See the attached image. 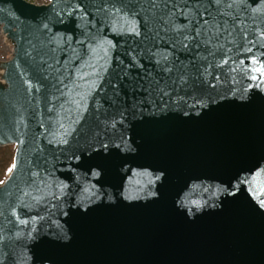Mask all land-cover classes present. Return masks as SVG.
I'll list each match as a JSON object with an SVG mask.
<instances>
[{
	"label": "water",
	"instance_id": "obj_1",
	"mask_svg": "<svg viewBox=\"0 0 264 264\" xmlns=\"http://www.w3.org/2000/svg\"><path fill=\"white\" fill-rule=\"evenodd\" d=\"M61 7L59 0L51 7L49 1L35 4L26 0H0L3 9L0 40L9 49L8 57L0 60V148L13 147L12 164L19 165L16 179L6 186L0 184V203L5 207L15 203L17 185L23 187L28 168L34 166L29 162L44 165L45 159L50 162L49 167L51 162L56 164V175L64 182L76 186L75 178L79 175L82 185L96 184L98 189L110 193L113 200L98 201L86 215L58 213L55 218L71 237L65 246L42 243L34 250L38 241H29L26 247L13 249L9 245L5 251L14 250L27 256V264H39L41 255L51 257L52 264H264V214L246 202L233 201L231 197L224 200L223 196L219 198L221 207L193 208L191 216L187 208L178 204L193 184L202 187L190 194V201H207L210 193L203 188H215L237 165L264 156V91L253 88L244 93L242 100L239 94L232 96L227 92L229 83L220 88L211 109L200 116H184L172 110L129 117L124 129L126 138L129 142L136 141L133 147H139L136 153L128 155L134 156L137 163L151 167L140 168L130 163L127 173L116 169L118 175L109 173L103 177L101 186L92 179L86 166L76 167L73 161L76 172L69 170L67 155L83 147L97 127V115L112 116L125 104L130 105L132 90L127 83L123 84L118 103L112 105L109 100L112 89L106 77L103 84L106 91L93 94L95 100L105 105L104 109L96 113L93 98L88 97L89 107L82 125H73L79 131L65 146L67 152L63 155L56 152L59 159L53 161L54 150L46 137L57 130L60 122L67 126L76 118L75 100L79 99L72 93L54 106L53 94L59 95L53 88L55 73H51V79H44L48 73L44 72L47 65L42 61L47 59L48 36L41 31L42 24L49 23L53 32L72 29L71 24L56 23V12ZM109 38L119 42L111 55L127 62L124 38ZM26 52L32 55L27 56ZM179 55L184 59V53ZM143 63L147 69L154 67L146 60ZM112 68L117 73L112 76L115 81L119 74L115 62ZM136 71L139 70H134L133 75ZM90 83L82 82L80 91H87ZM49 108L54 110L49 112ZM115 163L114 160L113 168ZM160 167L167 170V183L162 188L157 183L162 195L156 202L123 199L121 193L125 188L136 192L146 186L148 177L133 175V171L152 172ZM260 179L264 180V174ZM8 180L9 175L4 181ZM65 211L69 209L65 207ZM74 212L75 209L70 210Z\"/></svg>",
	"mask_w": 264,
	"mask_h": 264
},
{
	"label": "snow or ice",
	"instance_id": "obj_2",
	"mask_svg": "<svg viewBox=\"0 0 264 264\" xmlns=\"http://www.w3.org/2000/svg\"><path fill=\"white\" fill-rule=\"evenodd\" d=\"M54 3L56 0H49V7ZM59 3L63 7L56 12V23L71 24L72 29L53 32L49 23L42 24L41 31L48 36L47 59L42 61L47 65L44 72L48 73L44 79H51V73H55L53 88L59 95L53 94L54 106L56 101L72 93L79 99L75 100L76 118L67 126L60 122L57 130L46 137L54 150L53 161L59 159L56 152L61 155L67 152L65 146L79 131L73 125H82L89 107L88 97L93 98L96 113L104 109L105 105L95 100L93 94L106 91L103 88L106 77L112 89L109 97L112 105L118 103L123 84L127 83L132 90V103L125 104L112 116L97 115L98 123L92 135L81 149L67 155L69 170L76 172V167L86 166L92 179L101 186L103 177L109 173L118 175L116 169L127 173L130 163L140 168L151 167L137 163L134 156L128 155L136 153L139 147H133L136 141L129 142L126 138L124 129L129 117L172 110L184 116H200L211 109L220 88L229 83L227 92L232 96L239 94L242 100L244 93L253 88L264 91V0H59ZM110 36L124 38L127 62L111 55L119 42L114 43ZM180 53H184V59ZM26 55L32 53L26 52ZM145 60L154 67L147 69ZM113 62L119 69L115 81ZM85 81L91 83L87 91L81 92ZM244 82H248L246 87ZM28 87L31 89L32 85ZM53 110L49 108V112ZM84 154L87 156L82 160ZM29 163L34 166L28 168L23 187L17 185L15 203H8L7 207L0 203V264L10 261L27 264V256L14 250L5 251L9 245L13 249L23 248L26 242L38 241L34 250L42 243L67 245L71 237L55 218L58 213L86 215L98 201L113 200L110 193L98 189L96 184L82 185L79 175L75 178L76 186L64 182L56 175L54 162L50 167L47 159L44 165ZM18 167L14 162L7 169L9 180H0V184L6 186L16 179ZM234 169L215 188L202 189L210 193L207 201H190V194L202 187L193 184L188 194L178 201L179 206L187 208L191 216L193 208L221 207L219 198L223 196L224 200L231 197L233 201L246 202L264 214V180L260 179L264 174V156L255 162H243ZM133 175L148 177L146 186L136 192L125 188L121 193L123 199L156 202L162 195L156 185L159 182L162 188L167 183V170L160 167L152 172L133 171ZM71 209L75 212L70 213ZM38 259L39 264H52L49 256L41 255Z\"/></svg>",
	"mask_w": 264,
	"mask_h": 264
},
{
	"label": "trees",
	"instance_id": "obj_3",
	"mask_svg": "<svg viewBox=\"0 0 264 264\" xmlns=\"http://www.w3.org/2000/svg\"><path fill=\"white\" fill-rule=\"evenodd\" d=\"M14 148H0V180L7 177V169L11 166Z\"/></svg>",
	"mask_w": 264,
	"mask_h": 264
},
{
	"label": "rangeland",
	"instance_id": "obj_4",
	"mask_svg": "<svg viewBox=\"0 0 264 264\" xmlns=\"http://www.w3.org/2000/svg\"><path fill=\"white\" fill-rule=\"evenodd\" d=\"M9 50L0 42V60L8 57Z\"/></svg>",
	"mask_w": 264,
	"mask_h": 264
},
{
	"label": "built area",
	"instance_id": "obj_5",
	"mask_svg": "<svg viewBox=\"0 0 264 264\" xmlns=\"http://www.w3.org/2000/svg\"><path fill=\"white\" fill-rule=\"evenodd\" d=\"M39 1H43V0H39Z\"/></svg>",
	"mask_w": 264,
	"mask_h": 264
}]
</instances>
